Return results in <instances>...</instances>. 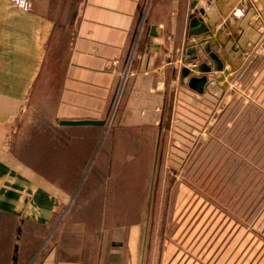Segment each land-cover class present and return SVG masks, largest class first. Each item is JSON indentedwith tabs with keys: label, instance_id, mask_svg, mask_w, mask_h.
Here are the masks:
<instances>
[{
	"label": "crops",
	"instance_id": "1",
	"mask_svg": "<svg viewBox=\"0 0 264 264\" xmlns=\"http://www.w3.org/2000/svg\"><path fill=\"white\" fill-rule=\"evenodd\" d=\"M249 11L247 25L258 37L241 47V22ZM192 16L211 35L191 27ZM263 44L264 0H31L29 11L0 0V234L18 237L17 260L24 236L31 243L50 241L56 214L82 188L91 171L85 163L98 156L113 128H160L171 88L208 94L211 83L225 85V76L250 64ZM39 82H56L48 94L50 124L61 139L51 145L68 163L62 174L40 169L21 142L22 130L34 126L24 119ZM82 119L105 124L57 123ZM70 161L82 165L71 171ZM56 177L69 179L66 186L80 181L65 188ZM260 222L257 234L228 236L229 258L244 252V264H264V218ZM32 259L30 264H78L57 259L55 245L43 246Z\"/></svg>",
	"mask_w": 264,
	"mask_h": 264
},
{
	"label": "rangeland",
	"instance_id": "2",
	"mask_svg": "<svg viewBox=\"0 0 264 264\" xmlns=\"http://www.w3.org/2000/svg\"><path fill=\"white\" fill-rule=\"evenodd\" d=\"M258 49L208 94L171 88L160 128H113L85 163L82 188L56 214L50 241L24 236L17 260L18 237L0 234V264H30L47 245L78 264H244V252L229 258L227 247L230 234H257L264 218V44ZM38 84L24 119L34 126L21 142L40 169L62 174L68 163L51 145L61 139L50 124L56 82ZM80 165L69 163L71 171ZM54 180L65 188L80 181Z\"/></svg>",
	"mask_w": 264,
	"mask_h": 264
},
{
	"label": "water",
	"instance_id": "3",
	"mask_svg": "<svg viewBox=\"0 0 264 264\" xmlns=\"http://www.w3.org/2000/svg\"><path fill=\"white\" fill-rule=\"evenodd\" d=\"M200 12H202V10H200ZM251 12L252 11H249L246 16L243 18L242 22H241V27L244 29L241 37L238 39V43L241 47L244 46V43L246 40H249L251 42H254L257 37H258V34L253 31L248 25H247V21L251 15ZM196 26L197 29H199V34L200 33H209V28L207 25H203L202 24V21L200 18H196L195 16H192L191 17V27H194ZM197 33V32H196ZM213 43H216V39L214 40ZM230 43L231 42H228V46H226V52L228 54H231L232 55V51L230 50ZM240 51L238 52H233V55L234 54H237L239 55ZM191 71H193L192 69H190ZM210 88H211V85H210ZM57 123L59 125H104L105 124V121L104 120H91V119H82V120H57ZM16 248V246H15ZM12 260L15 261L16 260V257L13 256L12 257Z\"/></svg>",
	"mask_w": 264,
	"mask_h": 264
},
{
	"label": "built area",
	"instance_id": "4",
	"mask_svg": "<svg viewBox=\"0 0 264 264\" xmlns=\"http://www.w3.org/2000/svg\"><path fill=\"white\" fill-rule=\"evenodd\" d=\"M23 11H29L31 0H9Z\"/></svg>",
	"mask_w": 264,
	"mask_h": 264
}]
</instances>
